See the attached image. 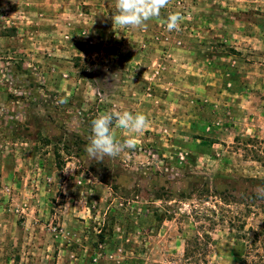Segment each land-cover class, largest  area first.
Returning <instances> with one entry per match:
<instances>
[{
  "label": "rangeland",
  "instance_id": "rangeland-1",
  "mask_svg": "<svg viewBox=\"0 0 264 264\" xmlns=\"http://www.w3.org/2000/svg\"><path fill=\"white\" fill-rule=\"evenodd\" d=\"M114 4L0 0V264H89L104 226L94 264H179L195 234L239 264L264 226V169L234 142L264 140V0H170L171 32L113 26ZM108 111L149 127L89 159Z\"/></svg>",
  "mask_w": 264,
  "mask_h": 264
},
{
  "label": "clouds",
  "instance_id": "clouds-1",
  "mask_svg": "<svg viewBox=\"0 0 264 264\" xmlns=\"http://www.w3.org/2000/svg\"><path fill=\"white\" fill-rule=\"evenodd\" d=\"M169 3L170 0H115L116 11L111 17L113 26L121 29H140L146 27L148 21L155 19L169 32L178 30L185 19L181 13H169L166 18H161V10ZM60 103H67V98H61ZM147 127L149 121L142 113L134 114L130 111L101 113L91 121L85 153L89 159L102 160L105 156L118 155L125 148L134 150L136 139L129 136L121 142L116 138V129L126 134H139Z\"/></svg>",
  "mask_w": 264,
  "mask_h": 264
},
{
  "label": "trees",
  "instance_id": "trees-1",
  "mask_svg": "<svg viewBox=\"0 0 264 264\" xmlns=\"http://www.w3.org/2000/svg\"><path fill=\"white\" fill-rule=\"evenodd\" d=\"M234 142L235 148L243 151V157L246 160L249 159V161L256 162L264 169V140L248 138L246 140L235 139ZM252 181L262 183L259 179ZM222 196L223 197L221 198L224 200L226 196L223 194ZM247 200L251 203L254 201L264 203V195H261L260 193L252 194L250 197H247ZM236 203H240V201ZM104 229L105 226L99 229V234L95 235L98 241V246H95L97 249L95 247L92 248V254H90V257L88 252L89 264L98 263V260L93 258L94 254H97V256L100 255L98 252L108 243V239L104 236ZM238 239L247 241V252L245 256L242 257L239 264H264V226L260 230L252 231L250 237L238 235ZM212 242L211 237L207 234H195L186 241L184 255L179 264H207V250L208 247L212 245ZM126 264L130 263L126 262Z\"/></svg>",
  "mask_w": 264,
  "mask_h": 264
},
{
  "label": "crops",
  "instance_id": "crops-1",
  "mask_svg": "<svg viewBox=\"0 0 264 264\" xmlns=\"http://www.w3.org/2000/svg\"><path fill=\"white\" fill-rule=\"evenodd\" d=\"M2 95H3V94H0V101H3V99H2Z\"/></svg>",
  "mask_w": 264,
  "mask_h": 264
}]
</instances>
